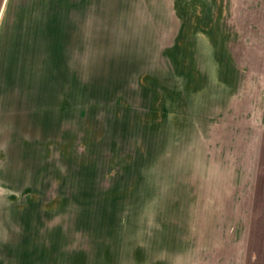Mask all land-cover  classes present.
<instances>
[{
    "label": "rangeland",
    "instance_id": "obj_1",
    "mask_svg": "<svg viewBox=\"0 0 264 264\" xmlns=\"http://www.w3.org/2000/svg\"><path fill=\"white\" fill-rule=\"evenodd\" d=\"M0 264H264V0H0Z\"/></svg>",
    "mask_w": 264,
    "mask_h": 264
}]
</instances>
